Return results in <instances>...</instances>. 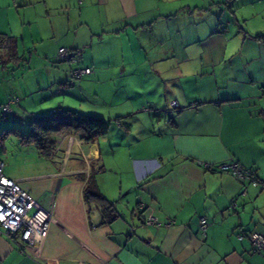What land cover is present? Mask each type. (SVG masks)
I'll use <instances>...</instances> for the list:
<instances>
[{"label":"crops","instance_id":"0c3cea01","mask_svg":"<svg viewBox=\"0 0 264 264\" xmlns=\"http://www.w3.org/2000/svg\"><path fill=\"white\" fill-rule=\"evenodd\" d=\"M1 4L10 24L0 33L16 46L20 40L39 46L36 58L47 62L48 91H35L49 95L37 114L71 108L64 106V96L70 94L66 85H75L74 70L90 68L80 78L91 82L111 62L119 66L118 75L129 69L128 75L144 78L138 85L162 89L164 104L115 116L123 118L110 126L115 135L108 130L87 142L57 134L50 158L29 143L28 155L20 151L15 167L0 159L7 177L53 210L39 249H21L0 232V264H264V249L251 252L249 241L237 238L239 232L264 234V39L258 38L264 35V0ZM105 41L122 51L138 44V62L131 67L123 54L119 60L97 59L94 52ZM61 47L69 50L68 58L58 56ZM16 55L8 59L4 50L0 67L23 61L17 50ZM8 90L0 94V106L17 96ZM32 91L16 97L15 105L36 103ZM193 102L197 105L190 106ZM97 112L93 115L104 118ZM125 116H130L127 129ZM231 160L252 170L258 185L214 169ZM89 182L115 202L114 218L108 220L97 202L85 199ZM150 216L162 224L143 225ZM201 217L208 220L204 236Z\"/></svg>","mask_w":264,"mask_h":264},{"label":"rangeland","instance_id":"374dc122","mask_svg":"<svg viewBox=\"0 0 264 264\" xmlns=\"http://www.w3.org/2000/svg\"><path fill=\"white\" fill-rule=\"evenodd\" d=\"M0 2H2V0ZM3 7L4 4H1L0 32H5L3 30L8 29V25L10 24L5 12L6 8ZM1 10L3 12H1ZM11 24L13 25L15 32H17L16 34H20V32H18V26L13 19H11ZM28 42L29 41H25V43H22L20 40L18 42L19 45L14 48V50H17L18 55L23 59V61L10 62L7 69L0 67V94L2 91L7 93L9 91L8 89L12 88L17 94L15 97H22L29 89H31L33 90L32 100L34 99L37 103L32 102L26 107L14 105L13 112L9 114L7 118H1L0 116V159L6 163L7 168L15 167L18 160L21 158V154L19 153L20 151L22 154L26 153L25 155H28L27 152L29 153V147H27V145L29 144H23L16 131L23 133L28 132L30 120L36 116V112L42 113L41 110H44V107L46 106L44 105V101H41L42 98L49 95L46 93L38 94L39 91H35L37 89L48 91L46 89V80L49 78L47 75L48 67H46L47 62H44L42 57L43 61L36 58V55H38L36 52L40 53V47L37 45H28ZM138 46L139 45L136 44L132 47H125L122 51L120 50L119 45H106L105 41V44H102V46L95 50L94 55L97 59L107 61L105 58L106 56H113L119 60L120 56L123 54L132 60L133 63L130 62V65L131 67H134V63L138 62L136 60L139 59L140 55ZM4 50L5 49L0 50L1 56L3 55ZM7 58L13 59L15 57L7 55ZM28 58L29 60L27 62L26 60ZM50 60L52 65H55L54 63L56 59L53 58ZM58 62L60 63V61H57V63ZM0 66H2V64H0ZM138 66L139 64L137 63L135 68H138ZM118 67L115 62H111V64L104 63L105 69L94 77V80L92 79L93 81L90 82V80H88L81 82L83 79L82 77L75 80V85H66L67 88L70 89L68 90L70 94L64 96L66 97V105L64 106L74 108L73 110L85 115H91L95 110H97L99 114L100 112L103 114V119L109 122L110 127L111 125H115V120H123V118H116L115 116L127 114L138 106H142V108H146L147 111H151L153 105L157 101H161L164 104L162 89L157 90L147 85H138L139 82H144V78H136L132 77V75H128V73L131 72L129 69H126L123 73L124 76L118 75L119 72H121ZM122 80L127 81V83L123 84L121 82ZM146 80L147 79L145 78V81ZM38 81L40 82V85L36 83ZM94 107L96 109H94ZM127 118L130 119V116ZM124 119H126V116ZM129 119H126V121ZM129 123L130 120L125 125L123 124V127L127 129ZM114 127L115 126H112L109 129L113 135L116 134L114 132ZM30 146L34 149L32 144ZM15 157H17L18 160H16Z\"/></svg>","mask_w":264,"mask_h":264},{"label":"built area","instance_id":"2783aa9c","mask_svg":"<svg viewBox=\"0 0 264 264\" xmlns=\"http://www.w3.org/2000/svg\"><path fill=\"white\" fill-rule=\"evenodd\" d=\"M59 57L68 58L69 50L61 47L58 50ZM90 73V68H79L72 72V80ZM264 95V88H262ZM18 98L10 95L5 103L0 106L1 118H7L13 112V106ZM173 108L178 107L176 101L171 102ZM196 103H190L195 106ZM205 169H211V165H203ZM216 171L231 173L238 180L258 185L255 173L242 167L239 163L231 160L218 164ZM53 220V210L42 207L17 181L7 177L3 172V163L0 160V232L10 237L21 249L24 245L39 249L46 238L50 223ZM171 221L167 222L170 223ZM143 225L159 226L162 223L156 217L142 219ZM208 226L206 217L199 219L198 228L201 235H205ZM238 240L246 238L250 243L251 252H259L264 249V234L258 232L237 233ZM46 264V263H44Z\"/></svg>","mask_w":264,"mask_h":264},{"label":"trees","instance_id":"16d2710c","mask_svg":"<svg viewBox=\"0 0 264 264\" xmlns=\"http://www.w3.org/2000/svg\"><path fill=\"white\" fill-rule=\"evenodd\" d=\"M258 38L264 39V35H260ZM15 47L16 43L12 37L0 33V50L5 49L6 55L16 57ZM0 57L2 56L0 55ZM69 84H71V81ZM178 108L173 109L178 110ZM92 115H85L71 108L59 106L46 114H36L29 122L27 133L19 131H16V133L23 144H33L40 156L50 158L56 147L55 136L57 134H72L90 142L108 133L109 122L103 117L99 118L100 116ZM84 197L87 201L97 202L108 220L116 216L115 202L105 197L95 184L87 183L84 188Z\"/></svg>","mask_w":264,"mask_h":264},{"label":"water","instance_id":"95a60500","mask_svg":"<svg viewBox=\"0 0 264 264\" xmlns=\"http://www.w3.org/2000/svg\"><path fill=\"white\" fill-rule=\"evenodd\" d=\"M133 229V228H132Z\"/></svg>","mask_w":264,"mask_h":264}]
</instances>
